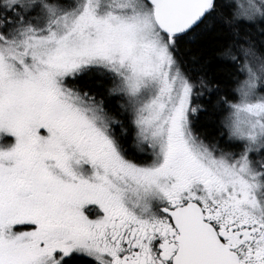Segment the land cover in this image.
<instances>
[{"label":"snow or ice","instance_id":"6c2138e0","mask_svg":"<svg viewBox=\"0 0 264 264\" xmlns=\"http://www.w3.org/2000/svg\"><path fill=\"white\" fill-rule=\"evenodd\" d=\"M0 264H264V0H0Z\"/></svg>","mask_w":264,"mask_h":264},{"label":"rangeland","instance_id":"374dc122","mask_svg":"<svg viewBox=\"0 0 264 264\" xmlns=\"http://www.w3.org/2000/svg\"><path fill=\"white\" fill-rule=\"evenodd\" d=\"M241 3L245 2V0H240Z\"/></svg>","mask_w":264,"mask_h":264}]
</instances>
